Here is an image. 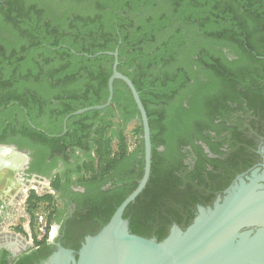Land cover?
<instances>
[{
    "label": "trees",
    "instance_id": "16d2710c",
    "mask_svg": "<svg viewBox=\"0 0 264 264\" xmlns=\"http://www.w3.org/2000/svg\"><path fill=\"white\" fill-rule=\"evenodd\" d=\"M262 38L264 42V0H0V127L17 134L16 142L31 149L38 163L61 154L76 167L85 187L107 183L118 169L137 162L130 177L88 196L86 218L99 222L88 235L96 234L142 177L139 113L128 88L115 80L108 107L72 116L64 134L63 120L106 102L114 62L107 53L117 48V70L139 93L151 142L148 182L123 218L129 219L132 234L143 237L151 235L155 222L162 224L153 233L161 241L168 220L182 229L190 224H182L177 210L169 208L184 207L185 199L173 194V172L161 164L156 150L187 126L185 108L172 99L187 95L182 90L195 72L192 65L213 83L235 82L232 64L225 63L217 47L239 53L243 45L255 56L260 50L253 45ZM181 58L186 62L179 63ZM197 82L193 95H208ZM18 112L24 121L20 125L13 120ZM133 121L137 147L129 151L125 130ZM60 181L52 183L54 190L62 189ZM28 202L32 220L41 203L47 204L48 223L58 220L51 195L33 192ZM33 240L38 250L47 247V237Z\"/></svg>",
    "mask_w": 264,
    "mask_h": 264
},
{
    "label": "flooded vegetation",
    "instance_id": "af4514ba",
    "mask_svg": "<svg viewBox=\"0 0 264 264\" xmlns=\"http://www.w3.org/2000/svg\"><path fill=\"white\" fill-rule=\"evenodd\" d=\"M188 31V27H184V34L188 35ZM238 47L239 53L227 46L217 47L226 58L225 63L232 64L228 67L236 80L231 84L213 83L192 65L191 69L195 72L182 90L187 95H174L172 99V102H180L185 108L183 115L187 116V126L176 131L169 144L156 149L161 164L173 172V194L185 199L184 207L178 209L174 204L169 207L177 210V215L184 222L182 224L188 221L191 224L199 208H212L218 199L222 201L231 186L257 181L264 187L263 38L253 45L255 50H260L255 56L251 49L243 45ZM245 51L250 53L246 54ZM185 62L181 58L179 63ZM195 80L199 81L197 84L200 83L201 90L209 92L208 95H193ZM2 99L3 95H0V104ZM13 120L17 125L24 123L19 112L13 116ZM3 129L0 127V170L13 174L15 186H5L0 190V264H42L57 250L58 244L77 252L85 237L89 236L88 231L99 226L97 219L86 218L88 196L95 195L98 188L105 191L115 180L130 177L138 166L137 162L131 161L118 169L107 183L85 187L80 182L76 167L67 163L61 154L38 163L31 149L16 142L17 134L7 133ZM75 155L81 154L77 152ZM140 156L139 153L137 158ZM34 167L39 171H34ZM58 177H61L62 189L54 190L52 183ZM124 184L118 183V186ZM32 185L39 186L44 194L37 195L35 189L30 187ZM33 192L39 197L51 195L55 209L59 211L58 220L52 221L56 227L55 235L52 240L47 239V247L41 251L34 246L31 229V203L28 201ZM165 211V208L160 210L162 213ZM23 220L26 225L21 223ZM166 224L168 235L177 224L169 220ZM160 226L154 223L155 229ZM27 227L31 229L30 236ZM155 229L144 238L159 241L153 234Z\"/></svg>",
    "mask_w": 264,
    "mask_h": 264
},
{
    "label": "water",
    "instance_id": "95a60500",
    "mask_svg": "<svg viewBox=\"0 0 264 264\" xmlns=\"http://www.w3.org/2000/svg\"><path fill=\"white\" fill-rule=\"evenodd\" d=\"M113 56L112 74L108 79V97L104 104L79 109L63 120V133L69 118L92 110H102L113 100V83L119 80L131 93L142 125L143 174L136 188L116 208L109 221L95 234L86 236L77 252L57 245L42 264H264V223L243 221L246 214L264 219V187L252 181L231 186L223 200L212 208H199L198 215L185 229L174 225L161 241L130 232L123 218L127 206L145 188L151 168L150 128L146 110L132 81L117 70L118 49ZM246 192L244 206L237 197ZM250 194H249V193ZM233 206H230V203ZM53 238L51 237L50 240ZM235 258V261L230 259Z\"/></svg>",
    "mask_w": 264,
    "mask_h": 264
},
{
    "label": "rangeland",
    "instance_id": "374dc122",
    "mask_svg": "<svg viewBox=\"0 0 264 264\" xmlns=\"http://www.w3.org/2000/svg\"><path fill=\"white\" fill-rule=\"evenodd\" d=\"M134 127H135V123L133 121V122H131V123L128 124V126H127V128L125 130V136H126V139H127V145H128V150L129 151H131L132 149H135V147L137 146V137L138 136L134 132L135 131L134 130L135 129ZM12 178H13V174H10V173H7V172H2L0 170V190L4 189L3 187H5V186L6 187L15 186L13 184L14 182H13ZM30 187H33L35 189L34 191H35V193L37 195H43L44 194V191H40V187L39 186L32 185ZM54 208H56V204H55V207ZM36 212H38V214H42V212H48V211H46V204H43V206L39 207ZM17 218L18 217H16V223H18L17 222ZM21 223L23 225H26L27 224L24 220ZM26 229H27V231L29 230L28 227ZM31 229H32V227H31ZM31 229H30V231H31ZM32 230H33V234H34V232H35V226H34V228ZM24 237H23V240H24Z\"/></svg>",
    "mask_w": 264,
    "mask_h": 264
},
{
    "label": "built area",
    "instance_id": "2783aa9c",
    "mask_svg": "<svg viewBox=\"0 0 264 264\" xmlns=\"http://www.w3.org/2000/svg\"><path fill=\"white\" fill-rule=\"evenodd\" d=\"M40 206L37 207V209ZM47 208V204H46ZM37 211V210H36ZM33 212V220H32V229L35 226V232L33 234V237L40 241L44 237H47V239L53 237L56 232V227L55 225L51 222L50 224L48 223V212H42V214H38V212ZM30 230L28 232V235L30 236ZM33 232V230H32ZM31 232V235H32Z\"/></svg>",
    "mask_w": 264,
    "mask_h": 264
},
{
    "label": "bare ground",
    "instance_id": "6f19581e",
    "mask_svg": "<svg viewBox=\"0 0 264 264\" xmlns=\"http://www.w3.org/2000/svg\"><path fill=\"white\" fill-rule=\"evenodd\" d=\"M249 193V192H248ZM246 192H243V194H241L239 197H237V199L236 200H238L237 201V205H242V206H244V203H243V201H245L246 199H250V201L252 202V199H253V196H249V197H246ZM250 194V193H249ZM235 202V200L232 202V203H230V206H233V203ZM236 203V202H235ZM245 218L243 219V221H247L249 218H250V220H248V221H250V222H262V223H264V219H261V218H258V217H260V216H258V215H256L255 213H253V214H251V215H249V214H246L245 216H244ZM231 261H235L236 259L233 257L232 259H230Z\"/></svg>",
    "mask_w": 264,
    "mask_h": 264
}]
</instances>
